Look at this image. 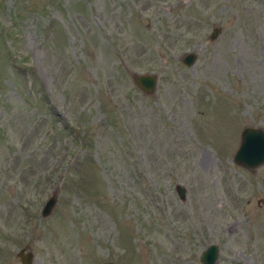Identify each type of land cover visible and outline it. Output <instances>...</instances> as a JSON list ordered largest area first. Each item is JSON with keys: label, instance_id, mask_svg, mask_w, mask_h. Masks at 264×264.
Masks as SVG:
<instances>
[{"label": "rangeland", "instance_id": "374dc122", "mask_svg": "<svg viewBox=\"0 0 264 264\" xmlns=\"http://www.w3.org/2000/svg\"><path fill=\"white\" fill-rule=\"evenodd\" d=\"M245 126L264 130V0H0V264H201L210 244L264 264Z\"/></svg>", "mask_w": 264, "mask_h": 264}, {"label": "water", "instance_id": "95a60500", "mask_svg": "<svg viewBox=\"0 0 264 264\" xmlns=\"http://www.w3.org/2000/svg\"><path fill=\"white\" fill-rule=\"evenodd\" d=\"M218 28H214L209 39L214 40L217 36ZM197 60V53H186L182 62L186 66H192ZM133 80L136 86L146 95H153L156 90L157 75L154 73H133ZM235 164L248 170H253L264 165V130L262 128L245 126L240 132V139L237 149L233 154ZM177 195L180 200H185V188L176 185ZM56 203V196L51 195L45 202L41 211L42 216L50 214ZM18 258L23 264H30L33 260V254L25 246L17 253ZM219 256V247L217 244H210L200 255L201 264H215ZM102 264H116L105 262Z\"/></svg>", "mask_w": 264, "mask_h": 264}]
</instances>
